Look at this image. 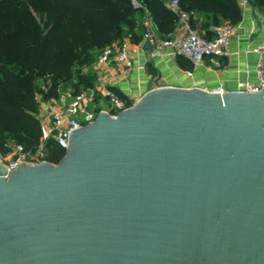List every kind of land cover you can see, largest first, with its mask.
<instances>
[{"label": "water", "instance_id": "1", "mask_svg": "<svg viewBox=\"0 0 264 264\" xmlns=\"http://www.w3.org/2000/svg\"><path fill=\"white\" fill-rule=\"evenodd\" d=\"M0 264H264V87H158L0 163Z\"/></svg>", "mask_w": 264, "mask_h": 264}, {"label": "trees", "instance_id": "2", "mask_svg": "<svg viewBox=\"0 0 264 264\" xmlns=\"http://www.w3.org/2000/svg\"><path fill=\"white\" fill-rule=\"evenodd\" d=\"M148 9L159 36L171 34L178 16L164 8L160 0H139ZM251 6L264 8V0H249ZM181 11L189 15L193 29L205 30L222 22L237 25L242 20L238 0H179ZM31 6L46 12V32L38 29L25 15ZM17 13V22L11 18ZM203 22L198 24L194 15ZM136 18L131 0H0V147L12 140L33 150L41 137L35 101L39 79L49 85L44 99L58 98L61 81L74 80V93L92 88L96 73L84 72L90 66L89 51L103 49L120 39L123 28L131 33L133 42L141 36L136 32ZM177 62L191 66L183 57ZM80 64V68L76 65ZM149 66V65H148ZM126 106L133 104L116 88H111ZM49 162L58 164L64 155L53 139L46 143Z\"/></svg>", "mask_w": 264, "mask_h": 264}, {"label": "built area", "instance_id": "3", "mask_svg": "<svg viewBox=\"0 0 264 264\" xmlns=\"http://www.w3.org/2000/svg\"><path fill=\"white\" fill-rule=\"evenodd\" d=\"M160 1L165 9L178 16L175 30L166 37L159 36L148 9L143 7L138 0H131L134 7H141L145 10L141 23L140 41L134 43L132 34L128 33L120 43L105 46L91 66L96 77L113 61L120 65L121 75L131 74L135 70L133 54L136 49L145 55V60L136 67L141 71H145L149 63L159 57L172 60L183 57L190 62L193 68L205 65L206 61L220 67L219 59L232 57L230 42L236 30L243 29V19L237 25L229 22L214 25L210 30L211 37H206L191 27L189 15L181 11L179 0ZM238 3L242 13L250 6L249 0H238ZM251 23L248 30V38L251 40L244 50L246 60L243 67L238 68L239 72L243 73L244 79L237 82L231 89L218 85L207 91L222 95L225 92L253 93L263 89L264 16L260 18V22ZM257 35L260 37L256 38ZM145 44L149 45V49H144ZM83 71H89V66L84 67ZM162 86L167 85L155 86L154 89ZM48 89V84H43L35 93V101L38 105L37 116L41 129V137L35 148L26 150L23 145L12 140L4 142L0 147V163L4 165L8 173L14 172L20 164L37 166L41 163H51L44 156L49 139H53L64 150L65 155L72 131L93 123L100 112L116 117L119 112L131 107H127L125 101L119 98L104 81H97L92 88H82L73 95L62 96L58 90V98L44 99V93Z\"/></svg>", "mask_w": 264, "mask_h": 264}, {"label": "crops", "instance_id": "4", "mask_svg": "<svg viewBox=\"0 0 264 264\" xmlns=\"http://www.w3.org/2000/svg\"><path fill=\"white\" fill-rule=\"evenodd\" d=\"M260 16V17H259ZM262 18L257 8L249 6L242 13L243 29L241 33H235L230 42V49L233 53L231 58H221L220 67H216L209 61L203 66L184 68L177 62L167 57H159L149 63L145 71L137 70L136 67L145 60V55L136 49L133 54L135 70L127 75H121V67L112 62L97 74V81H104L111 88H116L132 103H136L146 92L154 89L155 86L167 85L182 88H201L205 90L214 89L223 85L227 89L234 88L236 83L244 79L242 68L245 63L244 50L251 38H248V30L251 22H260ZM194 20L201 23L203 18L195 15ZM209 27V30H211ZM197 31L205 35V30L200 27ZM211 32V31H210ZM260 37L257 35L256 38Z\"/></svg>", "mask_w": 264, "mask_h": 264}, {"label": "rangeland", "instance_id": "5", "mask_svg": "<svg viewBox=\"0 0 264 264\" xmlns=\"http://www.w3.org/2000/svg\"><path fill=\"white\" fill-rule=\"evenodd\" d=\"M139 3H141V5L144 7V5L142 4L141 1H139ZM132 6H133V10H134V17L136 18V23H137L136 32H137V35L141 36V34H142V24L141 23H142L144 15H145V10H144V8H141V7H134L133 4H132ZM257 10L260 11L261 16L263 17L264 16V8H257ZM25 15L29 19H32L35 22V24L37 25L38 29H40L41 31H45L46 32V30H47L46 27H45V23L47 21L46 12H44L42 10L35 9V8L29 6L28 9L25 11ZM195 15H199V14H195ZM17 18H18V15L15 12L14 15L12 16V18H11V23L13 25L17 22ZM202 22H203V20L201 21V23ZM198 33L200 34V32H198ZM125 36H126V28H123L120 39L115 40L111 44L120 43L124 39ZM100 51H101V49H95V50L89 51V55H90L89 57L91 59L90 60L91 63L96 60V58L100 54ZM91 66H92V64L89 66V71L95 72L94 69ZM76 67L80 68L81 66H80V64H77ZM45 82L48 83L49 80L44 81L42 79H39L38 82H37V90L40 89L41 85L46 84ZM74 83H75V81L73 79L72 80L61 81V83L59 85V88H58L59 94L62 95V96L67 95V94L73 95L74 89H75L74 88ZM96 83H97V80H96L95 84ZM48 87H49V85H48ZM44 156L45 157L49 156V152L47 150L45 151ZM51 163L55 164L54 162H51Z\"/></svg>", "mask_w": 264, "mask_h": 264}]
</instances>
